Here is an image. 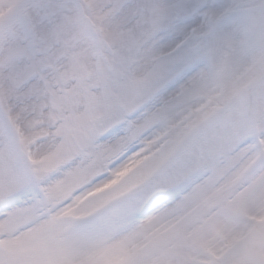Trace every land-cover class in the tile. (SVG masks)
Instances as JSON below:
<instances>
[{
    "label": "snow or ice",
    "instance_id": "snow-or-ice-1",
    "mask_svg": "<svg viewBox=\"0 0 264 264\" xmlns=\"http://www.w3.org/2000/svg\"><path fill=\"white\" fill-rule=\"evenodd\" d=\"M0 264H264V0H0Z\"/></svg>",
    "mask_w": 264,
    "mask_h": 264
},
{
    "label": "rangeland",
    "instance_id": "rangeland-1",
    "mask_svg": "<svg viewBox=\"0 0 264 264\" xmlns=\"http://www.w3.org/2000/svg\"><path fill=\"white\" fill-rule=\"evenodd\" d=\"M110 187V186H109Z\"/></svg>",
    "mask_w": 264,
    "mask_h": 264
}]
</instances>
